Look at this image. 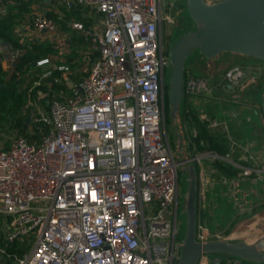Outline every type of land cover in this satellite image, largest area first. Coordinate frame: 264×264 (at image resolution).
<instances>
[{
  "label": "built area",
  "instance_id": "2783aa9c",
  "mask_svg": "<svg viewBox=\"0 0 264 264\" xmlns=\"http://www.w3.org/2000/svg\"><path fill=\"white\" fill-rule=\"evenodd\" d=\"M47 4L46 13L32 14L26 41L16 46L0 39V60L24 93L32 137L15 135L9 148H0L1 264H177L182 249L178 166L191 161L202 172L197 240L223 239L222 231L209 225L215 207L210 191L223 185L221 196L243 214L253 209L249 195L264 181V168L235 139L227 120L206 112L199 120L223 133L242 156L235 161L213 149L198 151L199 128L188 123L212 85L208 76L187 70L185 107L175 119L183 122V139L172 147L164 94L170 66L162 31L163 22L171 21L167 0ZM34 43L51 49L20 69ZM245 74L244 66L234 65L223 79L234 85ZM201 144L208 147L204 140ZM188 146L194 153L178 162L176 152ZM216 161L240 172L218 179L214 171L206 175L205 163ZM248 179L253 190L243 186ZM13 244L24 251H9ZM197 264L214 263L205 253Z\"/></svg>",
  "mask_w": 264,
  "mask_h": 264
},
{
  "label": "crops",
  "instance_id": "0c3cea01",
  "mask_svg": "<svg viewBox=\"0 0 264 264\" xmlns=\"http://www.w3.org/2000/svg\"><path fill=\"white\" fill-rule=\"evenodd\" d=\"M44 1L45 2H42V0H22L13 4L0 1L1 17L5 18L10 16V14L13 16L18 15L14 19L15 21L12 28L13 38L7 41H11L16 46H18L26 41L29 37H31L29 32L26 33L24 31L28 30L27 27L30 24V18L32 17L33 13H46L45 11L48 9L47 3L50 2V0ZM167 3L170 4L171 0H167ZM0 39L3 38L0 37ZM221 56H223L225 59L228 57L233 58L235 62L239 61L237 64H233L232 66H244L246 69V74L243 80L240 81V83L230 85L228 83H225L223 79V75L227 69L219 75L217 71L209 73L208 69L211 64V62L209 61L210 59L204 61L203 65L201 66V74L202 76H208L210 78L212 91L211 95H209L205 101L202 99V101H204L205 103L203 106H201V108L200 105L194 106L195 108L193 113H195L198 117L199 113L206 112L210 116L218 118L219 120L229 119L231 122H233L235 128L234 130L231 129L232 135L237 141L244 144V149H248L249 152L254 154L258 165L261 168H264V114L261 106L262 91L264 85V61L254 57L244 56L231 52L221 53ZM242 62H244L245 64ZM1 64L3 70L6 72L7 78L9 79V73L5 70L7 65L5 64V62H1ZM15 88L17 92L23 93V91H19L16 86ZM214 113H216L217 115H215ZM177 123L179 124L181 132V128H183V122L181 121ZM188 124L190 125V122ZM218 133L222 134L226 139V136L223 133L219 131ZM0 136H2L1 133ZM183 136L185 137V134H183ZM181 139H183V137L180 134L178 138H175V142L179 143ZM10 140L11 139L7 140L6 138V140L3 139L2 141H0V148H6L7 146H10ZM181 151L182 152H176V155L181 153L182 156H187L194 153L192 149L188 150V147H183ZM224 155H228L236 161L241 158L242 152L239 149L231 148L228 140L226 139V152ZM218 162L222 161L205 163L204 171L206 172V175H211V171H214L213 177H215L216 179H218L220 175H225L228 177L236 176L224 174L219 169V167H217L216 163ZM196 165L199 169V178L200 174L202 173L201 167L199 168V165ZM243 186L248 190H253L250 179L244 181ZM257 187V193L254 196H252L251 194L249 195V198L252 200V202H254L253 209L246 211L243 214H239L237 212V209L235 208L233 200H231L230 198H223L221 196L223 185L219 183L216 184L210 191L212 200H215V207L212 211L213 213L209 217V225L211 229L214 230L216 228L222 231V238L230 239L232 241L245 240L249 243L256 241L258 238L264 235V181ZM227 207L233 209L235 211V214L237 215H245L243 218L238 220L229 234H226L224 232L226 230V226H221V220L219 219V217L222 216L223 211ZM212 261L214 264H233L235 258H228L227 256L219 259H213Z\"/></svg>",
  "mask_w": 264,
  "mask_h": 264
},
{
  "label": "water",
  "instance_id": "95a60500",
  "mask_svg": "<svg viewBox=\"0 0 264 264\" xmlns=\"http://www.w3.org/2000/svg\"><path fill=\"white\" fill-rule=\"evenodd\" d=\"M186 3L197 26L185 32L168 51L172 69L168 101L174 119L184 97L186 61L194 49H199L207 59L231 52L264 61V0H187ZM261 106L264 114V85ZM182 173L188 177L183 202L187 231L177 264H197L205 253L225 254L235 258L233 264L264 263V235L252 243L225 238L197 240L198 174L194 162L184 165Z\"/></svg>",
  "mask_w": 264,
  "mask_h": 264
},
{
  "label": "trees",
  "instance_id": "16d2710c",
  "mask_svg": "<svg viewBox=\"0 0 264 264\" xmlns=\"http://www.w3.org/2000/svg\"><path fill=\"white\" fill-rule=\"evenodd\" d=\"M187 2V0H186ZM182 3V6H187V3ZM185 4V5H184ZM74 13L78 15L76 11ZM10 14V13H9ZM11 16V17H10ZM8 17H1L0 16V37L5 40H11L12 36V28L14 25V19L18 15H11ZM51 48L48 46H44L39 43L32 44V48H30L22 57L21 63L19 64V68L21 69L24 65L32 66L35 60L41 56H45L49 53ZM260 60V59H259ZM0 126L4 123H11V119L15 118V126L20 127L21 129L26 130L27 128V116L23 113L22 116V108L26 102V98L23 93H19L16 91L15 88V79L14 78H7L6 72L2 68L1 60H0ZM168 85L165 86L166 98H165V110H166V121L168 116V110L170 109V104L168 101ZM21 110V115L17 114V111ZM191 125H195L199 128V133L197 137H195V142L198 145L199 151H205L207 149H213L218 153L224 155L226 152V139L222 134H216L214 131L209 130L207 127V123L201 122L195 113H193L192 121H190ZM216 132V131H215ZM29 139L32 141V137L28 135ZM201 140L207 142L208 147L206 145L201 144ZM6 148H9L7 146ZM217 167L224 173L230 176L238 175L240 170L229 163L218 162L216 163ZM195 169L197 174L199 173L198 166L195 164ZM245 216V215H244ZM242 215L235 214V211L230 207H227L224 211L222 216L219 217L221 220V226H226V230L224 231L226 234H229L231 230L234 228L235 224L243 218ZM213 226V225H212ZM1 233V232H0ZM0 245H4L0 237ZM9 251H23L24 247L18 246L17 244H13L7 246ZM0 260V264H1ZM9 264V263H7Z\"/></svg>",
  "mask_w": 264,
  "mask_h": 264
},
{
  "label": "rangeland",
  "instance_id": "374dc122",
  "mask_svg": "<svg viewBox=\"0 0 264 264\" xmlns=\"http://www.w3.org/2000/svg\"><path fill=\"white\" fill-rule=\"evenodd\" d=\"M209 2H216L218 0H208ZM186 2V0H171V3L167 5V11L170 12V17H171V21H165L163 22V43H164V50L166 51L165 54L168 55V51L170 49V47L177 43V41L182 37V35L189 31V30H193L196 29V23L193 21V19L190 16V13L187 9V6H182V3ZM185 5V4H184ZM87 47H85V49H87L89 47V44H87ZM57 52V51H55ZM221 54L211 58L209 61L211 62L210 67L208 69L209 73H213V71H217L218 75L223 73L226 69H228L229 67H231L233 64H237L239 61L235 62V60L233 58H224L223 56H221ZM81 58V56H80ZM208 60L203 54L200 53L199 49H194L191 53V55L187 58L186 61V66L185 69L187 71H189L191 74L193 75H202L201 74V66L203 65L204 61ZM241 62V61H240ZM244 63V62H242ZM245 64V63H244ZM83 66H81L82 68ZM216 68V70H215ZM171 73H172V69L171 66H166L165 68V74H164V83H166L169 87L168 91L170 90V78H171ZM170 108V107H169ZM180 110L183 112L184 110V102L182 101L180 104ZM20 113V114H19ZM23 113H25V109H24V105L22 108V116ZM168 116H167V130H168V135L170 137L171 143H172V147L176 149V144L177 142H175V138H178L179 135L181 134L180 132V128H179V124L177 123V121L172 118L171 116V108L168 110ZM217 113V112H216ZM216 113H214L215 115H217ZM19 114L21 115V110L17 111L16 115ZM219 114V113H218ZM15 118L11 119V123H4L2 126H0V133L2 136H0V141H2L3 139L9 140L12 137H14L15 135L18 134H27L30 135L28 133V129L26 128V130L23 131V129H21L18 126H15V122L16 120H14ZM228 120V126L230 128V130H234L235 126L233 125V122H231L229 119ZM180 132V134H179ZM185 132V131H184ZM214 133L218 134V132L214 131ZM179 134V135H178ZM28 137V136H27ZM189 146H188V150H189ZM181 153L177 154V161L179 162L182 158ZM179 168V192H180V211H179V235L178 237H180V239H184L185 235H186V231H187V215L186 213L183 211V202H184V197L187 191V187H188V177L187 174H183L182 170L183 167L181 165L178 166ZM19 251V250H17ZM24 251V249H23ZM23 251H19V252H23ZM210 258L213 259H219L222 257H227V255L222 254V253H208ZM244 264H253L249 261H244Z\"/></svg>",
  "mask_w": 264,
  "mask_h": 264
},
{
  "label": "flooded vegetation",
  "instance_id": "af4514ba",
  "mask_svg": "<svg viewBox=\"0 0 264 264\" xmlns=\"http://www.w3.org/2000/svg\"><path fill=\"white\" fill-rule=\"evenodd\" d=\"M167 84L166 83H164V94H165V98H166V92H165V86H166Z\"/></svg>",
  "mask_w": 264,
  "mask_h": 264
}]
</instances>
